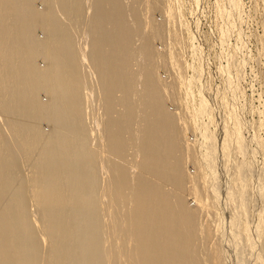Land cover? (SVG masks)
I'll use <instances>...</instances> for the list:
<instances>
[{
	"label": "bare ground",
	"instance_id": "bare-ground-1",
	"mask_svg": "<svg viewBox=\"0 0 264 264\" xmlns=\"http://www.w3.org/2000/svg\"><path fill=\"white\" fill-rule=\"evenodd\" d=\"M232 2L208 94L201 0H0V264H264Z\"/></svg>",
	"mask_w": 264,
	"mask_h": 264
},
{
	"label": "rangeland",
	"instance_id": "rangeland-1",
	"mask_svg": "<svg viewBox=\"0 0 264 264\" xmlns=\"http://www.w3.org/2000/svg\"><path fill=\"white\" fill-rule=\"evenodd\" d=\"M220 2H221V0H201V3H203L202 4L203 7L201 9V12L199 11L200 13L198 15L199 31L202 34L204 33V36H203V38L201 37V39H203L205 41H206V39H208L206 41L207 43L203 44V47H202V52H204V56L206 55L205 57H206L207 61H206V59H204V60L206 62L211 61L210 60V55H211L212 60H213L212 62L214 63V66L211 65L212 67L208 66L207 71L204 70V73L207 72L208 75L206 73H205V75H203L204 74L203 73V74H201V76L202 77L205 76V77H203L204 79L202 77H200V79H201L200 82L202 81V79L204 80V83L202 81L201 84L203 83L207 87V90H209L208 94H211L209 92H213L212 91L213 89L219 90V88L221 87L220 83H222L221 78L216 75V73H217V69H216L217 66L216 65L219 64V61H217V59L215 60V53H217L216 55H218L220 52L219 47H222V42H221L222 36H221V31H220V28L222 27V24H221L222 20H220V18H218V16L215 15V10H214L216 7H218L217 5H219ZM223 2L225 3V1H223ZM233 2H232V4L234 5V9H235V13H233V20H235L234 21L235 22L234 23V34H231V33L229 34L231 36V38H229L230 39L229 42H230V45H235L237 52H239L238 59L240 61L244 62V59L246 56V60H247L244 68H242V66H241V68L245 70V73L243 72L244 76L241 77L242 79H240V81H238V84L240 85L239 91L241 92V93H239V95L242 94V96L239 98V100H240V104L244 103L246 105V109H247L246 114L248 112V114H247L248 116L246 114L245 115H246L247 119L249 121H250V119L251 120L253 119L256 122L255 126H257V127H258V124H261V125H259L258 132L260 131L259 135L262 138H264V125H262V124H264V120H263L264 119V0H235V1L233 0ZM236 3L238 4V6L236 5ZM35 4H36V7L38 9L42 8L40 3L36 2ZM225 4L228 7V12H230L229 4L228 3H225ZM237 9H238V11H237ZM228 19H230V18L228 17ZM238 30H240L239 33L237 32ZM37 34H39L38 35L39 37L40 36H41V38L43 37L41 32H37ZM239 34H241V35H239ZM232 35L234 36V39H233ZM205 41H204V43H205ZM225 42H226V39H225ZM216 44H218L219 46ZM208 47H210V48H208ZM204 49H205V51H204ZM218 50H219V52H218ZM224 52H225V48H224ZM37 64L39 66L44 65L43 62H41V61H38ZM220 64L222 66H224L226 64V62L221 60ZM208 69H209V71H208ZM214 70H215V72H214ZM200 73L201 72L198 70L199 75H200ZM213 73H214V75H213ZM190 75L192 76V73H190ZM196 75H197V73H196ZM208 76H210V77H208ZM205 81H206V83H205ZM195 84L197 85V83H195ZM211 84H213V85H211ZM215 84H217V85H215ZM207 85H210V86H207ZM210 87H212V88H210ZM220 95L221 96L225 95L224 96L225 98H221V99H225V100L229 101V99H228L229 97L226 95V92H225V94L221 93ZM226 97H228V98L226 99ZM40 98L44 102L47 101V97L44 94H41ZM219 99H220V96H219ZM242 99H243V101H242ZM218 100H217V102L219 104L218 105V109H219L218 113L215 110V112L209 111L207 114V117H209V115L212 117V118L209 117L208 119L214 120V118H215V121H212L211 122L212 124L210 123L211 125L209 126V128L211 127L210 129L214 130L216 125H217V127L219 125L218 129L220 130L221 134L223 133L222 135H224L223 137L225 138L226 137L225 135H227L226 131L228 132L230 130V124L228 123V120H227L228 119L227 115L229 114V110H231L230 101H229V103L225 102L226 104L224 105V103L221 100H219V101ZM224 108L229 109V110H226ZM89 110H90V108L88 107L87 111L89 112ZM213 113H214V115H212ZM221 115H224L223 116L224 118H222ZM223 119H225V120H223ZM1 120L2 119L0 117V124L3 123L1 126L4 130V128H5L4 122H2ZM87 120H88V122L90 121L89 120V113L87 116ZM260 121L263 123H261ZM215 122H217L218 124ZM213 123H215L216 125ZM42 129L44 131H48L49 126L44 123V124H42ZM5 131H6V129H5ZM221 131H223V132H221ZM247 134L248 133L246 132L245 136H248ZM21 168L24 171L23 173H27L25 166H22ZM108 240H109V243H111L110 239H108ZM108 240H106V241H108ZM107 243L105 242L106 247L109 246V245L107 246Z\"/></svg>",
	"mask_w": 264,
	"mask_h": 264
}]
</instances>
